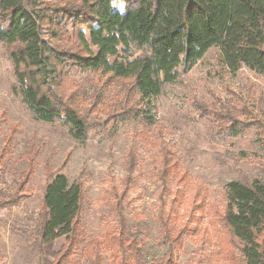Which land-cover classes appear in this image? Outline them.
Returning a JSON list of instances; mask_svg holds the SVG:
<instances>
[{
  "label": "rangeland",
  "instance_id": "1",
  "mask_svg": "<svg viewBox=\"0 0 264 264\" xmlns=\"http://www.w3.org/2000/svg\"><path fill=\"white\" fill-rule=\"evenodd\" d=\"M41 1L50 6L57 3ZM113 6L122 10L118 0ZM54 44L59 55L74 52L70 25L60 28ZM8 52L0 43V198L8 201L0 205V264H54L66 247L65 237L42 244L37 234L44 188L57 173L70 184H81L79 221L85 244L102 240L105 233L115 234L113 193L125 192V200L130 201L124 210L128 230L138 234L142 251L138 264H152L166 250L157 215L160 209L167 211L173 196H160L155 176L158 147L149 143V135L173 147L176 177L183 180L169 187L180 189L185 184V200L174 207L180 222L188 220L194 207L190 198L217 215L223 210V190L229 182H264V148L259 141L264 135V78L247 68L229 71L218 47L210 48L187 73L179 70L173 83L162 86L152 99L155 128H144L136 120H107L87 109L89 119L102 123L88 131L84 142L72 137L62 118L45 123L32 117L13 91L16 80ZM145 53L130 45L119 59ZM64 70L67 95L84 96L83 108L96 94L101 103L110 102L119 89L107 75ZM232 123L243 131L227 132ZM127 176L133 181L125 188ZM199 209L193 208L196 219L202 215ZM202 227L211 229L205 219L189 225L176 264H235L237 251L228 249L217 256L214 240L196 236ZM83 248L74 255L75 264H90ZM101 256L108 264V254Z\"/></svg>",
  "mask_w": 264,
  "mask_h": 264
},
{
  "label": "trees",
  "instance_id": "2",
  "mask_svg": "<svg viewBox=\"0 0 264 264\" xmlns=\"http://www.w3.org/2000/svg\"><path fill=\"white\" fill-rule=\"evenodd\" d=\"M118 1L121 11L114 8V0H57L52 6L41 0H0V43L8 48L13 65V91L36 121L53 123L62 118L79 142L102 123L89 119L87 109L107 120H136L144 128H155L152 99L163 85L176 80L179 70L187 73L212 47L220 49L229 71L247 68L264 78V0ZM66 25L73 29L75 50L59 55L54 43ZM130 45L148 53L119 59ZM65 68L69 73L107 75L119 89L107 103L97 100L98 94L86 96L91 103L83 108L84 96L67 95ZM236 126L232 123L226 131L238 135L243 129ZM149 137V143L158 147L155 176L160 196H173L167 211L160 209L157 215L166 250L152 264H176L189 225L201 219L211 229L202 227L196 236L199 233L201 239L214 240L217 256L234 249L238 252L235 264H264V182H229L223 190V210L217 215L190 198L196 209L200 207L201 218L192 216L191 205L188 220L180 222L174 207L185 200V184L180 189L169 187L171 182L183 180L176 177L173 147L167 148L159 136ZM259 139L264 148V135ZM131 181L130 176L124 178L125 188ZM82 194L81 184H70L61 173L53 175L44 188L39 240L45 244L66 239L54 264H75L74 255L81 245L90 264H103L102 253L108 254V264H138L142 251L138 234L128 230L124 210L130 201L125 200L126 193H113L115 234L105 233L102 240L87 244L79 221ZM6 202L0 198V205Z\"/></svg>",
  "mask_w": 264,
  "mask_h": 264
}]
</instances>
